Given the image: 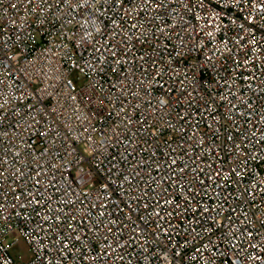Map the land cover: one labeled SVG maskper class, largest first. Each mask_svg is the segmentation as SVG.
I'll list each match as a JSON object with an SVG mask.
<instances>
[{"label":"built area","instance_id":"built-area-1","mask_svg":"<svg viewBox=\"0 0 264 264\" xmlns=\"http://www.w3.org/2000/svg\"><path fill=\"white\" fill-rule=\"evenodd\" d=\"M0 264H264V0H0Z\"/></svg>","mask_w":264,"mask_h":264},{"label":"rangeland","instance_id":"rangeland-1","mask_svg":"<svg viewBox=\"0 0 264 264\" xmlns=\"http://www.w3.org/2000/svg\"><path fill=\"white\" fill-rule=\"evenodd\" d=\"M11 254L16 256H21L23 261H28L31 258V250L26 243H19L16 247L13 248Z\"/></svg>","mask_w":264,"mask_h":264}]
</instances>
